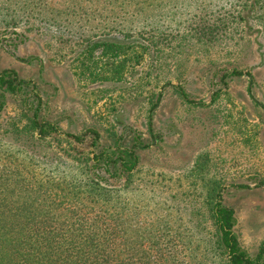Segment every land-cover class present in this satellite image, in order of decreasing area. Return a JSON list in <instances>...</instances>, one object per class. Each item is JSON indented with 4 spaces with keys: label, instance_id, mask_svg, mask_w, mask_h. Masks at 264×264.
<instances>
[{
    "label": "rangeland",
    "instance_id": "374dc122",
    "mask_svg": "<svg viewBox=\"0 0 264 264\" xmlns=\"http://www.w3.org/2000/svg\"><path fill=\"white\" fill-rule=\"evenodd\" d=\"M246 2L0 0V71L13 69L35 84L40 115L59 132L98 131L100 149L127 130L142 142L131 183L117 186L110 199L89 201L77 184L86 180L80 166L96 153L90 137L74 149L50 137L11 133L20 123V100L31 93H5L0 206L15 209L26 200L87 221L97 215L113 227L122 257H158L157 241L174 245L179 259L188 260V246L213 231L204 195L217 179L223 203L234 210L239 243L253 256L264 242V27L262 10L244 9ZM130 28L146 31L150 50L121 80L81 73L82 39ZM232 70L251 74L252 97L260 105L247 91L246 75L222 84L221 74ZM177 85L201 105L188 103Z\"/></svg>",
    "mask_w": 264,
    "mask_h": 264
},
{
    "label": "trees",
    "instance_id": "16d2710c",
    "mask_svg": "<svg viewBox=\"0 0 264 264\" xmlns=\"http://www.w3.org/2000/svg\"><path fill=\"white\" fill-rule=\"evenodd\" d=\"M243 6L259 15L262 10L258 21L264 27V0H250ZM145 33L142 28H130L118 30L114 35L82 39L78 43L82 47L79 53L81 73L91 79L121 80L128 67L139 63L150 50ZM240 75L248 77L247 91L255 104L260 105L252 97L253 79L249 72H223L220 81L225 86L227 77ZM34 87L31 80L21 78L13 69L0 71V111L5 103V93L14 97L28 90L31 93L29 97L22 96L16 114L20 123H24L13 124L11 133H22L40 141H47L50 137L55 143L64 141L74 149V144L84 145L89 136L96 153L89 158L90 164L86 162L80 166L86 174V180L77 184V187H84L82 197L89 201L110 199L114 192H118L117 186L121 189L127 187L139 163L135 148L142 142L138 136L131 130L125 134L117 133L112 144L100 149V134L94 129L81 134L59 132L56 124L40 115L41 98ZM173 87L188 103L201 105L189 99L181 86ZM129 136L131 140L127 143ZM66 154L74 157L68 150ZM108 178L115 180L116 184L113 185ZM223 190L219 180L208 182L204 214L211 221L213 231L204 232L202 237H197L193 247L188 246L191 250L188 260L179 259L174 245L157 241L158 257H122L119 244L114 240L113 227L99 223L97 215L94 220L87 221L88 218L82 219L78 213H52L33 208L29 201L23 200L15 209L5 210L0 206V264H264V242L253 256L241 247L234 231V210L223 203ZM94 202L98 201L95 199Z\"/></svg>",
    "mask_w": 264,
    "mask_h": 264
}]
</instances>
